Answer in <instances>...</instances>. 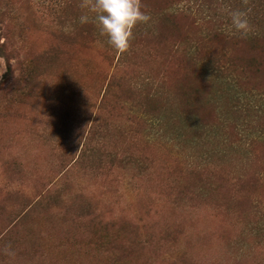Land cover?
Returning <instances> with one entry per match:
<instances>
[{
  "label": "rangeland",
  "instance_id": "rangeland-1",
  "mask_svg": "<svg viewBox=\"0 0 264 264\" xmlns=\"http://www.w3.org/2000/svg\"><path fill=\"white\" fill-rule=\"evenodd\" d=\"M80 3L0 0V264H264V0Z\"/></svg>",
  "mask_w": 264,
  "mask_h": 264
},
{
  "label": "clouds",
  "instance_id": "clouds-1",
  "mask_svg": "<svg viewBox=\"0 0 264 264\" xmlns=\"http://www.w3.org/2000/svg\"><path fill=\"white\" fill-rule=\"evenodd\" d=\"M80 8L86 9L78 17L80 24L92 22L100 36L106 38L107 44L116 52H125L133 38V29L139 24L150 21V15L142 10L140 0H81ZM251 9L230 11L229 30L233 35L246 38L252 31L249 20ZM8 257H14L11 245L3 250Z\"/></svg>",
  "mask_w": 264,
  "mask_h": 264
}]
</instances>
